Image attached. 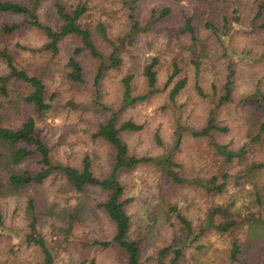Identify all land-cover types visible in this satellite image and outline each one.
<instances>
[{
    "label": "rangeland",
    "instance_id": "374dc122",
    "mask_svg": "<svg viewBox=\"0 0 264 264\" xmlns=\"http://www.w3.org/2000/svg\"><path fill=\"white\" fill-rule=\"evenodd\" d=\"M54 1L42 0L38 16L42 23L58 29L62 21ZM62 1L68 9L78 5L86 8L80 22L91 30L93 43L102 55L95 56L89 48L80 53L84 82L73 81L68 76V60L83 46L79 37L64 38L54 54L45 47L50 41L48 35L31 24L28 15L0 12V48L11 53L20 69L39 76L47 86L53 108L38 120V128L51 148L54 161L81 166L85 156H90L94 173L106 175L112 166L114 148L96 134L100 124L112 111L116 112L118 123L133 121L142 126L139 131L121 132L132 154L159 159L170 156L176 164L172 169L187 179L177 182L161 165L151 163L121 171L119 177L126 187V197L134 198L126 211L132 221L130 237L139 241L142 264H239L231 263L229 258L232 236L214 228L193 240L176 262L173 252L161 254L163 249L181 240L184 230L169 207L177 205L197 228L214 198L200 180L216 175L221 182L224 172L231 176L227 192L220 199L231 202L228 205L243 223L236 231L245 241L241 257L249 264H264V237L248 235L252 223L264 220V168H250L252 163H264V108L254 99L257 90L264 91V34L251 28L261 19L253 18L260 0H138L133 6L128 3L132 0ZM166 7L171 8V13L160 17L159 12ZM234 8L240 10L243 21L251 27L240 26L229 35L223 33L221 44L206 22L223 24L225 17L230 21L229 14ZM154 11L156 15L152 17ZM189 16L195 18L197 40L183 31ZM5 24L20 27L7 34L2 28ZM100 24L105 28L104 33L97 29ZM115 49L120 58L118 65L111 63ZM154 57L158 58V74L155 88L151 89L144 72ZM101 65L104 70L97 81ZM174 65L182 69L175 79L186 78L187 84L173 101L169 92L174 84L166 87V82ZM8 72L7 62L0 58V74ZM230 74L232 100L218 107ZM128 75L133 76V96L148 95L123 107V78ZM21 82L14 86L13 106L10 97L0 94L1 124L13 123L18 127L33 114L22 98L29 89ZM211 115L226 130H214L210 137L195 136L192 130L205 127ZM179 128L183 141L176 148ZM258 133L260 136L256 138ZM216 143L236 151L244 147L246 153L227 163L218 153ZM32 164L28 161L18 168ZM256 185L263 196L259 201L255 196ZM42 195L29 188L0 199V211L13 229L0 243L2 264L42 261V251L18 236L28 231L25 207L28 199L35 196H38L39 228L56 257L54 264H127L126 254L119 246L95 244V241H111L116 232L114 222L95 205L103 198L99 190L89 191L91 204L83 221L74 229L72 244L55 242L62 237L63 230L59 229L61 224L54 213L75 202V194L62 178L56 177L47 182Z\"/></svg>",
    "mask_w": 264,
    "mask_h": 264
},
{
    "label": "trees",
    "instance_id": "16d2710c",
    "mask_svg": "<svg viewBox=\"0 0 264 264\" xmlns=\"http://www.w3.org/2000/svg\"><path fill=\"white\" fill-rule=\"evenodd\" d=\"M41 1L42 0H0V12L28 15L31 24L46 32L50 41L45 47L50 49L54 54L59 51V43L64 38L69 36L79 37L83 46L77 48L75 53L68 60V66L70 67L68 76L73 81L84 82V69L79 59L80 53L84 48H89L95 56L102 57L93 43L91 30L84 27L80 22V17L84 14L86 8L78 5L72 9H68L62 0H55L54 6L62 21L59 28L55 29L51 25L40 21L38 9ZM136 1L138 0H132L128 3L130 6H133V2ZM257 5V12L253 18L254 20L261 19L252 27L248 22L243 21L242 13L235 8L233 13L231 11L229 14L231 18L230 21L228 17H225V22L223 24H213V22L208 21L206 25L211 29L217 41L220 43L223 33L229 35L240 26L244 28L251 27L258 30L257 32H262V34H264V0H260ZM171 11L169 7L163 8L159 12V16L169 15ZM155 15L156 11L152 12V17ZM131 19L134 22L133 13H131ZM194 20V17L189 16L184 23L183 31H188L191 38L197 40ZM134 23L135 26L138 27L137 23ZM19 27L18 24H5L2 28L5 33L11 34ZM97 29L102 33L105 32V28L101 24ZM223 47L226 52V46L223 45ZM117 53L118 50L115 49L111 55V63L113 65H118L120 63V58L117 56ZM0 58L7 62L9 68L8 73L0 74V94L4 95L5 98L10 97V103H12L11 106H13L12 97L14 86H16L17 82L22 81L21 84L29 89L23 94L22 98L33 113L28 115L21 126L18 127L13 123H0V199L8 194L13 195V192L24 191L29 188L35 189L39 193V196H43L42 189L45 188L49 180L56 177L62 178L69 188V191L76 196L74 195L75 202H69L59 213H54L59 223L61 225L63 224V226L59 224V229L63 230V235L62 237L60 236L58 240H55V242L64 241L72 244L75 243L73 240L74 229L78 223L83 221L87 207L91 204L88 200L89 191L93 189L99 190L103 198L96 202L95 205L102 208L106 215L114 222L116 232L111 241H95V244L107 247L117 245L125 252L127 264H142L139 241L130 237L132 221L130 215L126 211V207L134 198L126 197V187L119 177L121 171H130L141 163H151L161 165V168L166 170L177 182L182 183L187 179L181 177L178 172L172 169L176 164L171 160L170 156L159 159L155 157H137L132 154L127 143L123 140L121 132L127 130L139 131L142 129V126L133 121L118 123L117 113L113 111L110 117L100 124L96 134V136L104 139L114 148L112 166L106 175L97 176L94 173L90 156H85L81 166L55 162L52 157L51 148L38 128V120L53 108V104L48 100L47 86L44 80L39 76L30 74L26 70L20 69L15 64L13 56L7 49L0 48ZM157 64L158 58L154 57L146 66L144 72L151 89L155 88L157 82ZM195 65L199 66L197 62H195ZM103 70L104 67L101 65L97 81L102 76ZM181 72L182 69L178 65H174V70L166 82V87L170 86L172 83L174 84L169 92V97L173 101L187 84L186 78L175 79ZM132 78V75L123 78V107H128L138 101L144 100L148 95L133 96L131 86ZM232 83L233 81L230 74L224 85L225 92L218 101V107L232 100ZM254 99L256 103L260 105V108H264V91L257 90ZM3 108L6 109V106ZM263 128L264 124H262V129ZM214 130H226V128L216 124L215 118L211 115L205 127L193 129L192 133L197 137H210ZM259 136L260 133L257 134L256 138ZM182 141V129L179 128L176 130L175 147H179ZM214 145L218 153L223 156L224 161L227 163L232 162L235 158L244 156L246 153L244 147L236 151L230 149L226 144L216 143ZM28 161H32L34 164L24 169L18 168L22 163ZM252 164L250 168L258 167L259 170L264 168L263 162ZM221 176V182H219V178L216 175L208 179L200 180L201 185H203L205 190L214 198L212 205L206 212L204 220L197 228H194L192 222L181 212L177 205L172 204L171 207H169V210L175 213L179 218L184 230L181 240L175 246L173 245L163 249L162 255L173 252L174 262L180 260L184 256V250L193 240L203 236L208 229L214 228L221 234L229 233L233 238L229 249L231 263L238 262L239 264H249L246 259L241 257L244 253L243 244L245 241H242L236 232L243 226V223L236 218L235 210H232L231 206L228 205L229 200L220 199L221 196L227 192V184L229 183V177L231 175L228 172H224ZM255 187L258 189L255 191V196L259 201L263 196L260 193V188H258L257 185ZM259 215L262 216L261 212ZM25 218L28 231L21 232L18 236L24 239L29 245H35L42 251V261L36 264H54L56 257L45 235L39 228L40 213L38 208V196L28 199L25 207ZM262 223H264V220ZM262 223L260 221L252 223L248 235L252 237L256 236L258 239L263 238L264 229L262 227L264 224L257 227V225ZM259 228L261 229L259 230ZM6 233H13V229L6 224L4 215L0 211V243ZM0 264H2L1 260Z\"/></svg>",
    "mask_w": 264,
    "mask_h": 264
}]
</instances>
